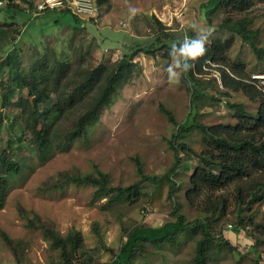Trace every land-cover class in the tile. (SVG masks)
I'll return each instance as SVG.
<instances>
[{
  "label": "rangeland",
  "instance_id": "obj_1",
  "mask_svg": "<svg viewBox=\"0 0 264 264\" xmlns=\"http://www.w3.org/2000/svg\"><path fill=\"white\" fill-rule=\"evenodd\" d=\"M13 1L19 11L11 17V10H6L9 0H0V27L10 28V34L15 28L21 30L15 41L25 67L36 51L50 47L59 58L68 56L86 67L120 63L128 51L127 46L150 42L157 19L171 29L191 31L193 37L199 34V29L211 27L209 41L213 37L231 39L226 50L229 65L221 67L231 71L233 63L240 64L251 78L264 73V61L257 60L249 43L218 27L228 11L220 9L206 14L201 3L207 0H99L92 19L81 16L77 20L59 10L37 12L35 7L39 0ZM131 8L136 9L135 13L129 11ZM242 16L249 20L251 29L258 31L257 45H263L264 0H253L244 13L233 14L234 19ZM5 22L11 25L6 26ZM171 62V58L160 51L137 53L131 63V77L121 88L120 98L110 109L100 113L88 138L74 140L67 150H54L44 160L32 152L28 143L18 140L19 110L0 106V148H5L8 139L12 140L14 158L23 167L10 181L0 209V264H60L58 251L50 247L41 230L28 225L27 217L32 218L34 214L62 235L72 229L79 230L83 239L82 257L92 264L108 262L125 241L124 232L133 226H156L173 219L174 200L188 221L208 215L199 205L204 192L187 195L189 176L198 160L191 153L180 154L181 165L173 175L176 188L171 194L166 181L141 182L139 191L125 200L112 199L111 192L98 197L97 188L91 183L50 188L63 172L92 176L101 172L107 175L109 186L132 185L140 179L136 157L145 174L162 175L172 166L174 154L168 142L177 126L168 120L161 107L170 111L178 123L183 122L189 112L190 91L182 81L176 85L169 83L166 69ZM217 66L211 65L204 78L210 79V85L206 86L208 94L219 96L220 100L208 97L198 100L195 120L206 125L235 124L236 119L224 101L243 102L249 111H254L257 103L241 92L231 91L229 96L219 94L217 89L222 90V86ZM22 94L26 95V90ZM19 95L21 93L12 99ZM183 140L196 152L204 149L197 130ZM233 188L231 184L217 192L226 196L228 207L226 213L212 223L216 232L223 229L225 223L229 228L235 219ZM250 212L252 223L244 226L236 239L228 230L224 231L225 237L238 244L239 253L223 244L215 246L209 264H264V203L254 204ZM1 232L9 236L10 242ZM197 239V235L179 236L176 243L147 244L131 264H191Z\"/></svg>",
  "mask_w": 264,
  "mask_h": 264
},
{
  "label": "trees",
  "instance_id": "obj_2",
  "mask_svg": "<svg viewBox=\"0 0 264 264\" xmlns=\"http://www.w3.org/2000/svg\"><path fill=\"white\" fill-rule=\"evenodd\" d=\"M95 1L96 4L99 2ZM252 4L253 0H207L201 3V7L208 15L220 9L228 11L218 27L227 29L248 42L257 60L264 61V44L256 43L258 31L250 28L245 16L233 18V14L244 13ZM6 10H11V17L19 11L13 0H9ZM59 11L70 13L75 20L80 19L67 6ZM93 16L88 18L92 19ZM5 24L11 25L10 22ZM155 24V34L148 44L126 47L128 51L124 57L130 64L120 67L119 63L86 67L76 64L68 56L59 58L53 47L36 51L31 63L25 67L15 41L21 30L15 28L10 34V28L0 27V106L19 110L18 140L28 143L32 152L44 160L54 150H67L74 140L87 139L100 113L110 109L120 98L121 88L131 77L132 59L137 53L154 54L155 51H160L163 56L170 58L172 41L181 39L184 35L193 37L191 31L171 29L157 19ZM230 45L231 39L213 37L206 44L205 54L197 58L193 67L182 74L181 81L190 91L189 112L183 122L178 123L170 111L161 107L168 120L177 126L168 142L174 154L173 164L165 173L145 174L141 161L136 157L135 164L140 179L132 185L109 186L107 175L101 172L98 176L63 172L60 179L51 185L50 188L57 189L70 183H91L96 186L98 197H105L111 192L112 199L125 200L139 191L141 182L158 184L166 181L171 194L176 188L173 175L181 165L180 154L191 153L197 157V163L189 176L187 195L204 192L205 197L199 205L208 215L194 222L188 221L180 211L179 203L174 200L171 212L173 219L161 225L139 224L126 230V239L118 251L108 262L100 264H131L145 245L176 243L179 236H198L191 264H209L215 246L222 244L239 253L238 244H233L228 236L225 237L224 231L228 230L236 239L242 228L252 223V206L264 203V92L240 64L233 63L231 71L221 67L229 65L226 50ZM215 64L219 65V84L222 86V90L217 89L219 94L229 96L231 91L241 92L257 103L256 109L249 111L243 102L224 101V105L236 119L235 124L206 125L195 120L198 100L201 101L204 97L220 100L219 96L208 94L206 86L210 85V79L204 78L209 73V67ZM23 90H26V95L22 94ZM17 93L21 95L13 100L12 97ZM1 115L0 111V120ZM12 118L14 120L15 116ZM193 130H197L203 140L204 149L200 152L193 150L183 140ZM12 144V140L8 139L5 148H0V209L4 205L10 181L23 169L21 163L14 158ZM231 184H234L231 195L236 209L235 219L229 228L225 223L223 229L216 232L212 229V223L219 220L228 207L226 196L217 192ZM27 221L31 227L40 229L50 247L58 251L60 264H92L82 257L83 239L79 230L72 229L62 235L46 225L37 214L32 218L27 217ZM1 235L10 242L5 232H1Z\"/></svg>",
  "mask_w": 264,
  "mask_h": 264
},
{
  "label": "clouds",
  "instance_id": "obj_3",
  "mask_svg": "<svg viewBox=\"0 0 264 264\" xmlns=\"http://www.w3.org/2000/svg\"><path fill=\"white\" fill-rule=\"evenodd\" d=\"M129 11L135 13L136 9L131 8ZM193 28H195V25H193ZM212 31L211 27L201 28L199 34L195 37L184 35L183 38L170 43L169 56L172 62L166 69L170 84H179L182 74L190 70L195 60L205 54L207 51L206 44L210 43L209 37Z\"/></svg>",
  "mask_w": 264,
  "mask_h": 264
},
{
  "label": "built area",
  "instance_id": "obj_4",
  "mask_svg": "<svg viewBox=\"0 0 264 264\" xmlns=\"http://www.w3.org/2000/svg\"><path fill=\"white\" fill-rule=\"evenodd\" d=\"M67 6L71 13L78 17L93 16L96 10L95 0H39L36 3V11L44 12L46 10H59ZM255 84L264 92V73L253 75Z\"/></svg>",
  "mask_w": 264,
  "mask_h": 264
},
{
  "label": "water",
  "instance_id": "obj_5",
  "mask_svg": "<svg viewBox=\"0 0 264 264\" xmlns=\"http://www.w3.org/2000/svg\"><path fill=\"white\" fill-rule=\"evenodd\" d=\"M129 63V60L127 58H123L120 63L118 64V67L122 65H127Z\"/></svg>",
  "mask_w": 264,
  "mask_h": 264
}]
</instances>
